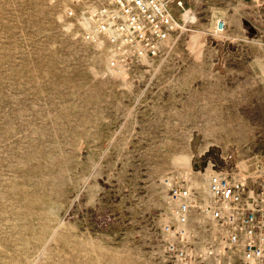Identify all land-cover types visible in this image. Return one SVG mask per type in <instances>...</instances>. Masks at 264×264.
I'll return each mask as SVG.
<instances>
[{"label":"rangeland","instance_id":"374dc122","mask_svg":"<svg viewBox=\"0 0 264 264\" xmlns=\"http://www.w3.org/2000/svg\"><path fill=\"white\" fill-rule=\"evenodd\" d=\"M64 1L0 0V264H179L174 182L264 166V0L211 3L221 33L202 0L168 2L178 28L140 82L103 75Z\"/></svg>","mask_w":264,"mask_h":264},{"label":"built area","instance_id":"2783aa9c","mask_svg":"<svg viewBox=\"0 0 264 264\" xmlns=\"http://www.w3.org/2000/svg\"><path fill=\"white\" fill-rule=\"evenodd\" d=\"M168 2L185 13L183 0H65L55 7L66 34L104 58V76L140 82L178 28ZM224 26L218 19L214 31ZM167 210L162 228L173 238L166 251L179 264H264V166L191 171L169 188ZM183 241L201 251L187 253Z\"/></svg>","mask_w":264,"mask_h":264},{"label":"crops","instance_id":"0c3cea01","mask_svg":"<svg viewBox=\"0 0 264 264\" xmlns=\"http://www.w3.org/2000/svg\"><path fill=\"white\" fill-rule=\"evenodd\" d=\"M216 1L217 0H202V12H203L202 19H204L205 21V22H202V26L214 25L216 23L217 20L215 19L216 18L215 14L218 11V8L216 6L211 5V3H214ZM244 1L248 2L250 0H244Z\"/></svg>","mask_w":264,"mask_h":264}]
</instances>
